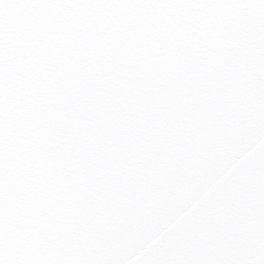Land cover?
I'll return each instance as SVG.
<instances>
[{
    "label": "water",
    "instance_id": "95a60500",
    "mask_svg": "<svg viewBox=\"0 0 264 264\" xmlns=\"http://www.w3.org/2000/svg\"><path fill=\"white\" fill-rule=\"evenodd\" d=\"M0 264H264V0H0Z\"/></svg>",
    "mask_w": 264,
    "mask_h": 264
}]
</instances>
